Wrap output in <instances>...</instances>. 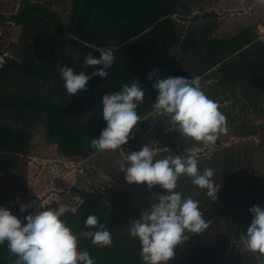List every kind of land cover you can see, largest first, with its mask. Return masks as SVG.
I'll use <instances>...</instances> for the list:
<instances>
[{
    "label": "trees",
    "instance_id": "obj_1",
    "mask_svg": "<svg viewBox=\"0 0 264 264\" xmlns=\"http://www.w3.org/2000/svg\"><path fill=\"white\" fill-rule=\"evenodd\" d=\"M193 6L194 0H21L10 15L0 10L2 24L21 27L9 54L3 50L6 41L0 34V54H4L0 64V172L19 167L17 157L31 152L34 128L40 122L45 126L46 143L56 145L62 156L81 153L88 157L99 152L89 143L106 127L103 95L137 80L145 91L137 109L142 120L132 131L134 138L111 151L116 167L110 194L97 191L89 200L90 215L104 224L116 222L109 247L79 239L78 248L88 251L96 264H143L140 243L130 237L127 228L141 213L131 219L123 209L138 204L136 195L145 191L138 204L144 211L166 190L159 185L149 189L147 184H128L118 161L146 144L157 160L170 154L196 158L200 171L214 169L213 179L221 185L213 202L189 178L178 181L176 191L199 201L203 218L210 223L201 234H189L176 247L173 264H258V254L245 248L241 235H246L253 219L249 209L264 208V170L255 166L264 160V120L261 125L255 121L264 115V23H251L231 36L220 37L214 34L216 11L205 12L206 21L197 24L194 21L200 15L192 14ZM188 17L192 22L184 25ZM109 47L115 62L108 77L94 76L86 90L69 96L58 67L90 75L103 66L85 67V57L92 53L98 59L101 53L96 49ZM171 50L177 51V57L163 64L166 70L161 79L199 76L202 90L219 104L227 128L233 130L220 135L214 146L186 142L169 118L152 108L159 94L153 84L159 78L150 58ZM234 136L242 139L226 144ZM254 136L259 138L256 146ZM195 148L199 152L191 153ZM132 209L137 211V206ZM14 259L5 241L0 245V264H13Z\"/></svg>",
    "mask_w": 264,
    "mask_h": 264
},
{
    "label": "clouds",
    "instance_id": "obj_2",
    "mask_svg": "<svg viewBox=\"0 0 264 264\" xmlns=\"http://www.w3.org/2000/svg\"><path fill=\"white\" fill-rule=\"evenodd\" d=\"M100 58L89 53L84 66L102 65L90 75L81 71L75 74L71 67L59 66L63 87L69 96L86 90L92 77H108V69L115 56L111 47L97 48ZM153 74L149 75L152 79ZM153 87L158 91L152 108L169 118V124L181 133L182 138L214 146L220 135L228 131L226 117L219 111V104L210 99L202 90L201 79L169 76L156 79ZM145 91L139 81L124 84L120 91L104 94L102 115L107 122L98 139L92 138L89 146L100 152L117 151L132 138V131L141 117L137 109L144 102ZM194 157L184 158L170 154L164 159H154L152 149L146 144L139 151H131L126 160L118 161L121 172L125 173L128 184H147L149 189L159 185L166 194H158L156 202L141 212L140 218L127 227L131 238L140 243V257L143 264H167L175 256V248L187 241L193 234H201L209 227L199 209V201L183 197L176 191L181 177H187L213 202L221 185L213 179L216 172L207 168L203 172ZM19 200V197L17 198ZM31 207L21 204L23 213ZM29 214L22 221L6 207H0V245L7 241V249L15 259L13 264H96L86 250L78 248L79 239H90L93 245L104 248L112 245V236L107 226L95 215H89L84 230L72 231L60 213L45 209ZM253 219L247 233L241 235L245 248L258 254V264H264V208L249 209ZM92 229V230H88ZM191 234V235H189Z\"/></svg>",
    "mask_w": 264,
    "mask_h": 264
},
{
    "label": "rangeland",
    "instance_id": "obj_3",
    "mask_svg": "<svg viewBox=\"0 0 264 264\" xmlns=\"http://www.w3.org/2000/svg\"><path fill=\"white\" fill-rule=\"evenodd\" d=\"M20 1L0 0V10L6 15H10L12 11L17 10ZM193 10L192 14L198 12L200 15L194 21L197 24L206 21L203 16L205 12L215 10L218 24L214 34L220 37L231 36L241 27L251 23H264V0H194ZM191 22V17H188L184 25H189ZM20 32L21 27L14 26L11 22L4 25L0 21V34L4 35L6 41L3 46L5 53H11L9 47ZM3 57L4 54H0V64ZM176 57L177 51L171 50L160 51L150 58L159 79L163 77L166 70L163 68V64L169 63ZM263 120L264 115L261 118H256L255 121L261 125ZM228 130L233 133L230 127ZM253 138L256 146L259 138L258 136ZM241 139L234 136L226 144L239 142ZM198 152L199 148L191 150L193 154ZM101 154H106L107 158H102ZM113 156L111 151H99L88 157L81 153H76L69 158L64 157L58 152L56 145L46 143L45 126L43 122L37 123L34 128L31 152L27 155H18V168L0 172V207L8 208L23 222L27 215L42 211L41 205L43 204L45 209L52 208L59 212L60 219L65 221L73 232L79 233L84 230V222L90 215L89 200L93 198L92 196L97 191L106 195L110 194L109 189L114 182L113 167H116ZM255 163L257 168L264 170V160ZM136 196L139 198L137 201L139 204L146 193L141 191ZM18 197L19 200H17ZM21 204H30L31 207L22 213L20 211ZM138 204L131 203L123 211L126 214L130 213L132 219L142 211L140 210L142 207ZM134 206H137V211H133ZM105 224L107 230L112 234L116 222L109 221ZM167 264H173V258Z\"/></svg>",
    "mask_w": 264,
    "mask_h": 264
},
{
    "label": "crops",
    "instance_id": "obj_4",
    "mask_svg": "<svg viewBox=\"0 0 264 264\" xmlns=\"http://www.w3.org/2000/svg\"><path fill=\"white\" fill-rule=\"evenodd\" d=\"M233 35V34H232Z\"/></svg>",
    "mask_w": 264,
    "mask_h": 264
}]
</instances>
